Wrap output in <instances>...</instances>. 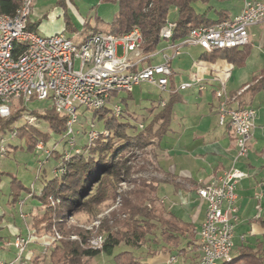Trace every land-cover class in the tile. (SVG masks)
<instances>
[{
	"label": "trees",
	"instance_id": "1",
	"mask_svg": "<svg viewBox=\"0 0 264 264\" xmlns=\"http://www.w3.org/2000/svg\"><path fill=\"white\" fill-rule=\"evenodd\" d=\"M67 1L75 2V0H59L58 4L66 6ZM103 1L114 2L118 6L113 19L106 22L108 31L123 34L133 27H139L143 34L141 50L145 54L153 53L158 48L162 40L161 29L167 23L172 8L177 10L174 19L176 24L173 34L174 41L186 36L193 27L214 24L220 20L209 18L206 13L197 12L193 3L198 0ZM21 4L22 0H0V11L14 15ZM64 18L66 26L74 28L67 10L64 12ZM99 19L101 20V18ZM37 25L38 22L33 23L28 18L27 27L29 30H34ZM97 31L94 28L91 34ZM20 47L19 44L18 49H21ZM250 49L251 46L248 43L242 47L214 50L210 54L211 56L218 54L225 56L232 66H243L250 54ZM247 88L251 92H264V72L255 75L252 82L248 83ZM128 96H131L130 92H128ZM176 97H178L176 92L169 93L168 100L154 113L152 119L143 128L137 125L138 130L133 133L129 130L135 129L136 125L123 119L128 108H123L119 116L113 114L110 103L100 109H95L94 118L104 119L105 130H108L109 134L104 133L105 130L98 131L99 137L91 144L86 141V144L79 146L76 143L81 151L73 153L68 160L63 158L65 151L69 148L68 145L64 146L61 153L56 146L57 142L65 138L67 116L58 113L54 107L44 111H31L20 101L21 106H13L9 117L0 119V140L5 139V136L10 132L12 137L17 136L24 140L30 151L37 149L39 142H42L46 149L51 137L57 136L53 148H48L50 155H46V158L50 160L52 155L58 152L55 156L59 160L57 166L64 165V172L54 173L53 178L45 179L46 181L39 192L33 187L24 186L22 180L16 176H12L11 181L12 203L24 200L25 197L22 198L23 190L28 193L26 197L37 198L41 201L44 212L33 220L34 234L38 237L54 236L56 233L61 235L53 242L48 253L50 264H85L87 259L102 253L112 256L116 264H141V256L137 251L149 241L158 238L166 245L178 247L183 236H189L193 240L195 237L193 223L168 211L158 196L157 179L131 180L130 177L133 170L130 163L132 150L134 148L142 150L160 142L170 126L173 106L177 101ZM162 100L161 98L157 102L158 106ZM121 101L126 103V98H122ZM152 105L150 111L154 112L156 107L154 103ZM238 107H243V105ZM24 113L35 116L36 124L28 123L24 119L25 122L16 127ZM39 122H45L47 129L43 130ZM40 167L42 173L38 174L39 177L45 173L44 165ZM144 168L145 166L142 164L136 170ZM4 174L6 173L0 170V182ZM126 180H131L134 187L120 193L121 184ZM120 195L122 196L121 207L118 210H113L109 217L102 219L99 226L96 227V233L104 237L102 247L93 248L90 245L91 229L68 224L70 217L76 213H85L91 220L96 218ZM50 197L59 199V202L52 205ZM158 231L159 233H157ZM157 234L158 237H156ZM120 246L126 248L115 252L116 248ZM40 261L41 257L36 256L33 259V264H40ZM223 264H264V239L258 242L255 247L248 245L240 247L237 254H233L232 259Z\"/></svg>",
	"mask_w": 264,
	"mask_h": 264
},
{
	"label": "built area",
	"instance_id": "2",
	"mask_svg": "<svg viewBox=\"0 0 264 264\" xmlns=\"http://www.w3.org/2000/svg\"><path fill=\"white\" fill-rule=\"evenodd\" d=\"M31 3L32 0H22L14 15L0 11V119L11 115L14 99L25 105L33 99L50 100L51 107L67 116L64 137L69 148L63 158L68 160L73 153L81 151L76 144L77 105L95 110L110 103L113 114L119 116L123 106L113 96L116 91L123 89L131 92L141 82H149L161 91H167L173 74L170 65L173 56L164 53L163 62L137 68L143 59L153 56L152 53L145 57L142 55L143 34L139 27L123 34L97 31L76 44L63 30L50 35L29 30L27 21ZM263 20L264 0H245L238 15L214 24L193 27L180 43L173 40L176 24L171 19L161 29L160 37L166 42L164 50L173 49L175 55L185 45H197L212 52L247 45L250 42L249 28ZM19 44L21 49H18ZM189 86L190 82L180 85L182 88ZM225 94L221 83L216 90L219 123H228L232 129L237 145L236 163L249 150L257 109L252 106L228 107ZM23 117L28 123L36 124V117L32 114L24 113ZM139 126L143 128L144 123H139ZM104 133L109 134V131ZM99 134L95 129L89 130L87 143L94 142ZM4 141V138L0 140V159L7 151ZM44 149V144L39 142L37 150ZM45 153L50 155L48 149ZM64 171L62 164L54 169V173ZM244 174L241 168L233 165L197 188L198 196L207 206L205 219L198 231V264H223L232 259L235 228L239 221L237 184ZM50 201L55 205L59 199L50 197ZM100 222L96 219L90 227L95 232L89 240L93 248L102 247L104 241L103 235L96 233ZM60 237L56 233L51 237L52 243ZM34 238L33 234L16 236L13 244L17 255L13 259H0V264H33L34 255L28 246L36 240ZM176 261L177 256L172 255L168 264H175Z\"/></svg>",
	"mask_w": 264,
	"mask_h": 264
},
{
	"label": "crops",
	"instance_id": "3",
	"mask_svg": "<svg viewBox=\"0 0 264 264\" xmlns=\"http://www.w3.org/2000/svg\"><path fill=\"white\" fill-rule=\"evenodd\" d=\"M244 2L245 0H198L193 5L197 12L206 13L209 18L215 20H222L238 15L243 9ZM91 3V0H83L82 3L67 1L66 6L57 4L54 12L44 13L40 17L41 20L36 26L39 33L50 35L62 31L64 27H67L64 18L65 10L68 12L69 7L76 6L80 11L79 4L84 5L86 10ZM172 9L177 12L176 8ZM61 15H63L62 26H59L56 22ZM70 17L72 19L71 15ZM169 19L174 20L175 17H169ZM249 33L251 49L243 66H232L225 56L219 54L211 56V52L197 45L182 46L180 53L175 55L173 49L164 50L166 45L164 40L162 50L153 52V56L143 59L137 65V68H141L148 64L161 63L164 61V53L173 56L170 62L173 74L167 91H164L167 95L162 98V101L166 102L171 92H176L178 97L173 106L170 126L160 142L154 146L157 147L160 155L154 162L160 177L153 178L157 179L158 196L168 211L193 223L195 233L193 240L189 236H183L178 247L166 245L158 238H156L157 242L149 241L137 251L141 256V264H168L169 258L180 252L175 264H198L200 257L198 231L205 219L207 206L206 202L198 196L197 188L233 165L241 168L245 173L237 184L239 221L235 228L233 254H237L238 249L244 245L255 247L264 239V92H251L247 88L255 75L264 72V20L252 25ZM181 40L182 38L175 42L180 43ZM186 46L202 48L196 61L202 71L192 72L191 79L178 81L175 77V68H178L189 55L184 51ZM158 53L161 54L162 61L154 62L153 59ZM142 55L145 57L146 54L142 53ZM184 82H190L191 86L180 87ZM221 83L225 88L228 107L236 108L243 105L257 109L249 150L245 156L239 157L236 163L234 158L237 155V145L232 129L228 123H219V99L216 96V90ZM162 105L161 102L159 109ZM163 156H169L170 161L166 162ZM38 177L32 183L35 190L36 181L41 176ZM3 184V182L0 184V188ZM26 195L25 200L19 202L23 203L22 207L32 209L35 207V210L40 211L42 209L40 202ZM19 207L18 202H11V197L8 198L6 207L0 205V251H5V257L8 256V259H13L17 255L13 241L21 232L33 231L31 234L36 240L29 244L28 250L36 256H39V250L41 246L46 245V242L52 244L50 235L38 237L32 228L34 218L42 215L44 210L42 213L38 212L39 214L31 216L29 225L27 221L30 219L29 212L23 218V212L22 215L15 212ZM19 219L23 220L22 225ZM125 248L119 250L116 248L115 252ZM101 255L107 256L103 253L98 256ZM107 257L110 258L111 264H116L112 256Z\"/></svg>",
	"mask_w": 264,
	"mask_h": 264
},
{
	"label": "rangeland",
	"instance_id": "4",
	"mask_svg": "<svg viewBox=\"0 0 264 264\" xmlns=\"http://www.w3.org/2000/svg\"><path fill=\"white\" fill-rule=\"evenodd\" d=\"M59 0H32V3L30 4V15L29 20L32 22H40L42 15L44 13H50L54 12V9L57 7ZM77 2H81L83 0H75ZM91 4L89 7L84 10L85 6L79 4L80 11L76 8V6L69 7L68 13L72 16V23L74 25V28L72 27H64L63 31L66 33L68 37H70L76 44L82 43L88 35H90L94 28L98 31H108L106 22L111 21L114 17V15L117 12L118 6L114 2H104L103 0H91ZM59 5V4H58ZM177 14L176 11L173 9L169 12V17L173 18ZM62 17L63 15L58 17L57 24L59 26H62ZM39 18V19H38ZM88 20H86V19ZM101 18V20L99 19ZM262 22V21H261ZM34 31L38 32L37 27H35ZM164 41L162 40L158 48L156 49V52L162 50ZM184 51L188 52L189 55L185 58L184 62H181L179 64L178 68H175L176 73L175 77L178 81L184 80V79H191V73L192 72H200L202 71L200 65L196 62L198 61V56L202 52V48L200 47H188L184 49ZM119 53H121V47L119 48ZM195 59V60H193ZM154 62H161L162 57L161 54L158 53L154 57ZM131 96H128V91L126 90H118L114 93V97L118 100H121L122 98H126V103L124 101H121L123 108H128L126 114L123 116V119L129 120L133 125H136L135 129H130V132H136L138 130L139 122L144 123L146 125L154 115L155 112H157L160 107L158 106L157 102L161 98H165L167 93L164 91L159 90V88L151 84L149 82H141L140 84H137L133 90L130 92ZM155 101V102H154ZM155 105L154 112H150V109L152 108V104ZM13 106L19 107L21 106L20 100L14 99L13 100ZM27 108L32 110H38V111H44L46 109H49L51 107V101L48 99L45 100H38L33 99L30 102L27 103ZM132 113L131 115H129ZM77 114L79 116V121L75 126V129L78 131L76 134L77 137V144L79 146H83L86 144L87 141V135L86 133L91 130L95 129L99 132L105 130V121L104 119H98L97 117L94 118V110L85 108L82 105H77ZM24 118H20L18 120V124L16 127L23 124ZM40 127L43 130L47 129V125L45 122H39ZM140 129V128H139ZM57 136L53 135L51 139L49 140L47 144L46 149H52L54 146V143H56ZM66 139L64 138L60 142H57V150L63 152L64 146L67 147ZM4 145L7 149V152L5 153L4 157L0 159V170L4 171L6 174L2 176V180L0 184L3 182L4 184L0 188V205L5 206L8 202V198L11 197L12 193V187H11V181L12 176L18 177V179L22 180L24 186L31 187L32 183L35 182V179L37 178L38 173H42L41 171V165H44L45 173L36 181V191L39 192L41 188L44 185V182L50 178H53L55 176L54 174V168L58 164V159L55 158L56 154L58 152H55L52 155V158L49 160V158H46L45 150H37L30 151L27 149L26 143L24 140L20 139L19 137L15 136L12 137L11 133L9 132L5 136ZM132 158H131V165L133 166V170L131 172V180L138 179V178H153V177H160L158 174V171L154 167L155 158L158 159L159 153L157 147H154L153 145L148 146L145 149H139L134 148L132 150ZM165 157V161L169 162V156H163ZM160 158V157H159ZM149 159V160H148ZM42 163H41V162ZM144 164L145 168L136 170L139 165ZM46 179V180H45ZM131 180H126L121 184L120 193H124L131 188L134 187V183H131ZM25 194H28L25 190L22 192V198L25 196ZM25 200V199H24ZM21 200V201H24ZM40 202L39 199H32ZM20 205L19 209L16 210V214L23 212V218L25 217V214H28L29 212V225L31 224V216H34L38 212L42 213L44 208H42L40 211L35 210V207L32 208H25L22 207L23 203H19ZM122 205V196L111 202L104 211L99 214L96 218L90 219L89 216L85 213H76L72 217H70L68 224L73 226H80L85 227L86 229H90V227L93 225L94 221L96 219H104L106 217H109L110 213L113 210H118ZM24 206V205H23ZM39 214V213H38ZM22 215V214H21ZM28 217V216H27ZM21 219H19L20 224L22 225ZM25 221V220H24ZM26 222V223H28ZM33 233V231H25L24 233H19L18 235H29ZM159 233V231L157 232ZM59 234V233H58ZM95 234L94 229L91 232V237ZM17 235V236H18ZM61 236V235H60ZM52 237V236H51ZM158 237V234L157 236ZM158 240H156L157 242ZM54 242V241H53ZM32 243V242H31ZM53 244V243H52ZM52 244L49 242H46V245L41 246L39 252V256L41 257L40 264H50L48 253L51 249ZM125 248V246H120L117 248V250ZM116 250V251H117ZM180 252V250L178 251ZM181 253V252H180ZM180 253L175 254V256L179 257ZM32 261L35 258L36 254L33 253ZM0 259H6L5 257V251H0ZM179 261V259H178ZM85 264H111V260L107 256H97L93 258H89L86 260Z\"/></svg>",
	"mask_w": 264,
	"mask_h": 264
}]
</instances>
